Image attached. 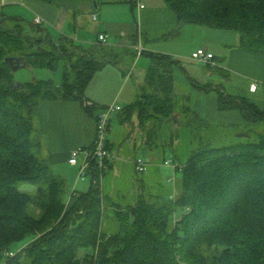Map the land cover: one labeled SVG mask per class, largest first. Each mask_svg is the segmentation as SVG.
I'll use <instances>...</instances> for the list:
<instances>
[{
    "label": "trees",
    "instance_id": "16d2710c",
    "mask_svg": "<svg viewBox=\"0 0 264 264\" xmlns=\"http://www.w3.org/2000/svg\"><path fill=\"white\" fill-rule=\"evenodd\" d=\"M41 1L67 9L74 20L94 12V1L98 7L116 1L131 8L138 2ZM165 2L177 13L179 25L235 32L241 48L264 52V0ZM122 55L109 45L85 47L63 35L54 37L41 24L29 28L18 17L0 24V264H264V110L249 99L229 95L222 86L198 87L217 91L220 110L241 111L253 128L250 138L195 150L185 165L176 166L183 177L175 199L113 204L94 184L100 175L94 161L89 190L74 192L66 201L67 181L54 172L45 153L34 108L45 100H74L93 114L87 88L105 64L121 65ZM142 55L149 66L138 85V97L117 118L125 128L132 124L137 128L138 122L143 147L152 151L157 147L154 121L187 124L190 121L176 117L184 111L206 120L192 108L178 105L174 69L182 66L181 61L161 53ZM7 57H21L28 67L53 71L63 63V83L32 80L20 82L16 89ZM113 145L108 140L110 151ZM24 184L34 186V192L22 190ZM111 206L119 219L114 231L105 229L103 220Z\"/></svg>",
    "mask_w": 264,
    "mask_h": 264
},
{
    "label": "crops",
    "instance_id": "0c3cea01",
    "mask_svg": "<svg viewBox=\"0 0 264 264\" xmlns=\"http://www.w3.org/2000/svg\"><path fill=\"white\" fill-rule=\"evenodd\" d=\"M105 4L100 8V14L87 12V15L78 16L74 21V32L77 33V30L81 29L83 20L88 17L97 22L93 31L96 38L88 40L91 45L96 43L92 41L97 40L98 34L106 33L109 46L117 52H131L130 48L135 50L134 46L141 45L144 52L167 54L179 59L182 66L174 69L175 92L179 89L185 91L192 99V111L207 120L209 124L245 125L247 120L239 110H220L217 91H204L198 87L199 85L222 86L229 95L249 99L257 108L264 110V52L241 48L238 33L232 35L231 31L200 25H179L177 13L168 7L165 0H138L135 8L129 5L124 7L122 2L116 1ZM21 5L25 6L27 9L24 10L33 16L32 22L27 21L26 12L23 13L18 7ZM67 13L70 12L65 8L41 0H0V24L6 19L18 17L30 28L36 24L35 19L40 18L43 27L59 31L63 30L61 24ZM170 32L175 34L163 37ZM62 35L77 40L78 44L84 46V38V40L76 39L74 37L77 36L72 33L63 32ZM134 38L138 39L137 43L131 41ZM199 48H206L212 53L213 61L207 63L194 61L191 56ZM190 62H196L200 67H191ZM148 66L147 58L142 77L136 76L137 90L146 76ZM201 66H204V69ZM60 67L61 64L57 70ZM133 72L136 73L135 70ZM125 75L123 66L111 62L105 64L95 74L86 91L87 104L92 107L93 114H90L80 102L74 100H45L34 108L45 153L49 155L54 172L62 165L73 166L69 164L73 149L88 148L93 145L97 135L98 114L109 105L121 106L118 101L125 90V81H127ZM50 79L54 80L53 78L47 80ZM33 80L41 79L34 76ZM62 83L63 73L62 82L57 85ZM253 83L258 85L256 91H251ZM113 114H111L108 138L111 136L110 140L115 143V148L120 146L118 148L120 153L123 141L127 139L126 128L118 120V112H115L119 130L112 134ZM112 153L115 156L119 155L118 152L112 151ZM60 175L66 181L72 180V176Z\"/></svg>",
    "mask_w": 264,
    "mask_h": 264
},
{
    "label": "rangeland",
    "instance_id": "374dc122",
    "mask_svg": "<svg viewBox=\"0 0 264 264\" xmlns=\"http://www.w3.org/2000/svg\"><path fill=\"white\" fill-rule=\"evenodd\" d=\"M104 5L106 4L101 2L99 4V8H96L94 13L96 12L97 14H100V8ZM122 5H124V7H128V4L123 3ZM18 7L23 13L27 11L24 10L27 8L23 5ZM10 8L11 6H9L8 9ZM26 15L27 21L32 22L34 20L33 16L29 14V12H26ZM92 16L93 15H91V17ZM74 21L72 13H67V16L61 24L63 30L58 31V29L53 28L49 29V31L54 37L62 36L63 32L66 34L72 33L77 36L74 37L76 39H85V47L92 46L93 44L91 45L88 40H94L96 38V34H94L93 31L97 22H94L86 17L82 22L81 29L77 30V33H75ZM230 33H232V35H237L235 32ZM75 41L79 43V41ZM93 42L95 43L96 40L92 41V43ZM122 52L123 55L119 58V61L121 66L125 69V80L127 81H125V90L118 103L125 108L132 104L138 97V90L135 82L137 77H142V71L145 67V63H147V58H145V56L140 58L137 53L135 55L132 52ZM190 66L200 67L199 64H196V62H190ZM201 68L204 69V66H201ZM63 69V63H61V67L58 70L54 71L49 69L26 67L15 72L13 77L14 81L23 83L31 82L34 79V76L43 80L53 78L56 84H58L59 82H62V73H64ZM134 70L136 73L133 72ZM175 93L179 106L185 105L192 108V99L185 91L179 89L176 90ZM186 113L187 111H184L181 116L177 115L176 117L177 120L182 117V122L190 121L187 124H177L174 121H154L152 123L156 132L155 138H157V147H155L152 151L147 147H143L138 122H135L137 128H133L132 124V127H130V125L125 129V135H130V137H127V139L123 141L120 153L118 151L120 146L116 145L117 147L115 148V143L112 146L113 151L119 153V155H116V167L114 169L108 168V170L104 171L98 170L100 173L99 178L93 180L95 185H98L102 190L104 189L105 193L110 196V201L113 204L125 206L126 204L139 199L151 201L152 203L167 202L171 195L177 192V186H179L183 177L182 169L177 170L175 166L182 167L185 165L192 153L200 147L205 145L213 147L233 145L244 140V138L238 137L237 134L248 133L253 130L248 123L245 125H213L207 123V120L206 122H202L193 118V115ZM113 115L114 120L112 134H115L119 130V126L115 120L116 114L114 113ZM131 128L134 130L132 131ZM110 138L107 139L110 140ZM254 138L255 137L252 139ZM136 144L138 147H134ZM137 155L151 160V164L147 166V169L144 172H138L136 169L134 162ZM165 161L169 162V164H165ZM55 173L63 174L65 177L72 176V180L67 181L66 183L67 202H70L72 198L71 196L74 192H87L92 183L89 175L86 177H80V170L77 166H70L68 164L62 165L60 166V169H58V167L55 169ZM104 173H106V175ZM21 189L27 192H34L35 187L30 184H24ZM103 220L105 229L109 231H114L119 225V219L117 218L112 206L105 210ZM25 244L26 242L16 245L14 250L23 248L22 246ZM5 258H8L7 252Z\"/></svg>",
    "mask_w": 264,
    "mask_h": 264
},
{
    "label": "built area",
    "instance_id": "2783aa9c",
    "mask_svg": "<svg viewBox=\"0 0 264 264\" xmlns=\"http://www.w3.org/2000/svg\"><path fill=\"white\" fill-rule=\"evenodd\" d=\"M142 7H144L141 4ZM94 19L96 17L94 16ZM36 24H41L42 21L40 18L35 19ZM97 44L109 45L108 35L106 33H100L97 36L96 40ZM135 51L138 56H141L143 53V48L141 45L134 46ZM191 58L199 63H207L211 62L214 59V55L207 51L206 48H199L195 52H193ZM258 88L257 83H253L251 85V91H256ZM122 110V107L116 104L109 105L105 110L101 111L98 114L97 118V135L96 139L93 143L92 149L88 148H75L72 150L69 164L73 166L79 167L80 177L90 176L92 179V173L94 169L92 168V162H96V168L99 171L108 170L110 163L117 158L112 151L109 150L108 143V132L109 125L111 121V114L115 112H119ZM149 159L137 156L135 160V166L138 172H144L147 169V166L150 165ZM165 164H169V162L165 161ZM176 168V166H175ZM94 180V179H93ZM171 199H175V194L170 197Z\"/></svg>",
    "mask_w": 264,
    "mask_h": 264
},
{
    "label": "water",
    "instance_id": "95a60500",
    "mask_svg": "<svg viewBox=\"0 0 264 264\" xmlns=\"http://www.w3.org/2000/svg\"><path fill=\"white\" fill-rule=\"evenodd\" d=\"M94 4H95V7L97 8L98 6H97L96 1H94ZM125 42H127V41H125ZM5 62L11 66L13 74L15 72H17L18 70H20L21 68L28 67L27 62L21 57H7L5 59ZM14 85L16 86V89H17L20 86V82L15 81ZM237 136L240 138H244V137L250 138V134H248V133H239V134H237Z\"/></svg>",
    "mask_w": 264,
    "mask_h": 264
}]
</instances>
